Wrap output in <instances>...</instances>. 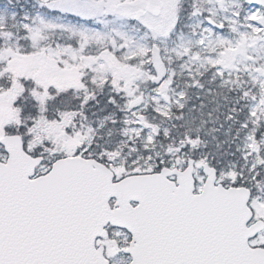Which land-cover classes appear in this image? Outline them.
<instances>
[{
	"label": "snow or ice",
	"instance_id": "snow-or-ice-1",
	"mask_svg": "<svg viewBox=\"0 0 264 264\" xmlns=\"http://www.w3.org/2000/svg\"><path fill=\"white\" fill-rule=\"evenodd\" d=\"M0 264H264V0H0Z\"/></svg>",
	"mask_w": 264,
	"mask_h": 264
}]
</instances>
